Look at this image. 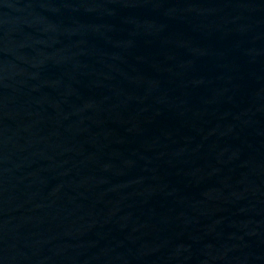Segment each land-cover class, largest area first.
I'll return each mask as SVG.
<instances>
[{
  "label": "water",
  "instance_id": "water-1",
  "mask_svg": "<svg viewBox=\"0 0 264 264\" xmlns=\"http://www.w3.org/2000/svg\"><path fill=\"white\" fill-rule=\"evenodd\" d=\"M0 264H264V0H0Z\"/></svg>",
  "mask_w": 264,
  "mask_h": 264
}]
</instances>
